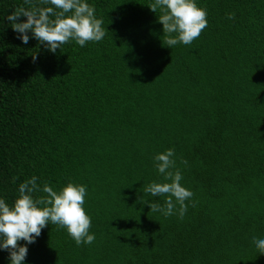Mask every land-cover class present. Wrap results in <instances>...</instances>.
Instances as JSON below:
<instances>
[{"label":"trees","instance_id":"16d2710c","mask_svg":"<svg viewBox=\"0 0 264 264\" xmlns=\"http://www.w3.org/2000/svg\"><path fill=\"white\" fill-rule=\"evenodd\" d=\"M88 3L105 37L53 54L4 18L29 5L0 0V197L32 176L84 184L95 234L77 245L50 223L24 264H264V0H196L206 28L171 48L150 0ZM168 148L193 193L183 218L144 192Z\"/></svg>","mask_w":264,"mask_h":264},{"label":"clouds","instance_id":"9594fccd","mask_svg":"<svg viewBox=\"0 0 264 264\" xmlns=\"http://www.w3.org/2000/svg\"><path fill=\"white\" fill-rule=\"evenodd\" d=\"M24 2L28 8L20 6L4 17L23 44L35 39L54 54L63 44L73 40L83 47L86 42H98L106 35L103 20L97 18L95 7L88 0H42L47 5L45 7L35 0ZM148 8L153 12L159 11L157 18L162 24L168 48L178 43L191 44L208 23L207 10L198 7L196 0H150ZM20 17H26V20L19 21ZM36 58L33 55V61ZM173 157L172 148L154 155V167L166 182H150L144 187V192L152 196L167 194L163 206L151 203L152 211L165 216L177 214L183 218L187 211L185 201L193 193L181 184L182 173L178 168L169 170L175 166ZM183 163L187 164V161ZM37 180V176H32L20 183L19 196L11 205L0 197V251L8 253L9 264H24L28 245L35 243L42 229L50 223L64 229L77 245L91 244L95 239V234L89 231L91 217L84 208L87 186L69 182L54 190L45 183L41 189ZM40 190L46 195L34 198L32 194ZM21 240L25 243L18 244ZM253 243L264 254V238L253 237Z\"/></svg>","mask_w":264,"mask_h":264}]
</instances>
